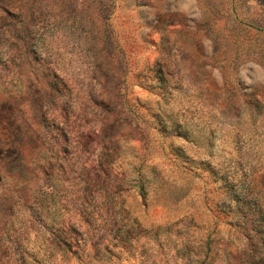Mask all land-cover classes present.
Masks as SVG:
<instances>
[{"label": "rangeland", "instance_id": "374dc122", "mask_svg": "<svg viewBox=\"0 0 264 264\" xmlns=\"http://www.w3.org/2000/svg\"><path fill=\"white\" fill-rule=\"evenodd\" d=\"M0 264H264V0H0Z\"/></svg>", "mask_w": 264, "mask_h": 264}]
</instances>
